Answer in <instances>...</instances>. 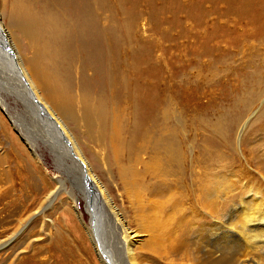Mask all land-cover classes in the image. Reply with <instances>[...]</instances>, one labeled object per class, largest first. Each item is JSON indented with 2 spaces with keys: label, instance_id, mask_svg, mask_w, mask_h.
Listing matches in <instances>:
<instances>
[{
  "label": "bare ground",
  "instance_id": "bare-ground-1",
  "mask_svg": "<svg viewBox=\"0 0 264 264\" xmlns=\"http://www.w3.org/2000/svg\"><path fill=\"white\" fill-rule=\"evenodd\" d=\"M69 1L55 5L49 0H38L35 4L33 0H0V88L14 96L25 115L24 120L29 125H25V144L39 162L44 155L37 152L45 149L58 173L56 188L47 193L39 209L65 193L68 183L73 185L78 177L85 184L86 191L79 189L78 199L87 203L89 225H85L79 206L71 204L102 264H152V261H157L153 264H264V191L259 190L257 194L251 189L253 198L248 201H235L236 193L226 200L222 195L234 192L242 178L235 177L233 169L211 170L217 164L232 165V150H237L234 132L243 133L250 118L255 116L257 105L264 103V61L253 59V66L242 69L232 64H205L207 68L212 65L209 70L213 71L208 73L213 77H242L245 84L241 90L246 93L247 106H243V96H234L231 109L223 112L221 106L217 108L220 116L217 124H201L212 139L206 149L208 164L204 165L203 175L193 178L188 161L187 121L174 110L172 92L177 91V83L174 75L168 74L171 70L166 69L167 72L159 76L155 94L148 88L149 84L144 85L143 106L137 121L138 141L131 139L127 147L118 132L117 122L113 123L117 112L123 110L121 104L128 99L124 93L127 90L124 61L119 64L121 58L109 54V43L105 52L102 51V71L95 47L88 59L94 72L93 81L104 83L99 82L101 87L104 85L102 91L94 93L93 87L89 91L82 88L83 92L76 94L64 41L72 34L80 41L85 37L94 40L95 30H65L62 16L70 9ZM23 52L31 57L27 58ZM119 95L124 101L116 103ZM6 103V99L0 98L4 110ZM111 114H114L112 120ZM261 115L264 116V111ZM203 117L202 114L200 118ZM31 118L38 126L31 125ZM10 119L13 120V116ZM69 123L80 128L94 144L89 145L86 153L79 147L76 135L71 133ZM110 128V133L106 134ZM37 133L44 137H36ZM261 148L264 164V144ZM226 149L233 154H227ZM103 177L109 181L103 183ZM115 179L122 186L123 194H120L129 200L135 226L127 210L116 204L112 195L113 188H118L114 187ZM194 179H201L195 190L191 188ZM194 198L199 203H194ZM91 201L100 206L98 217L91 211ZM194 207L199 213H191ZM227 209L229 215L225 216ZM28 220L22 219L20 224L25 226ZM16 237L0 243V249Z\"/></svg>",
  "mask_w": 264,
  "mask_h": 264
},
{
  "label": "rangeland",
  "instance_id": "rangeland-1",
  "mask_svg": "<svg viewBox=\"0 0 264 264\" xmlns=\"http://www.w3.org/2000/svg\"><path fill=\"white\" fill-rule=\"evenodd\" d=\"M60 1L68 0H49L55 5ZM37 2L33 0L34 4ZM68 5L69 11L66 10L62 16L65 30H95L94 40L85 37L80 41L72 34L67 42L64 41L63 49L69 58V74L71 82L75 83L72 84L76 94H81L83 89L89 91L91 87L94 93L102 91L104 85L101 87V84L104 83L93 81L94 72L88 59L95 47L96 60L101 64L99 70L102 71V51L105 52L109 43V54L111 52L114 57L121 58L119 64L124 61L123 77L126 76L127 84L124 93L128 99L124 101V97L118 96L116 103L124 101L120 103L123 110L117 112L113 123H118H115L119 127L116 128L127 147L131 139L138 141L140 127L137 121L143 106L141 94L145 91L144 85L149 84L148 88L155 94L154 86L159 76L162 77L166 69L171 70L168 74L172 73L177 83V91L172 92L174 110L181 114L182 120L187 121L183 122L187 124L191 172L193 178L203 175L204 165L208 164L206 149L212 137L202 125L205 122L211 126L217 124L220 117L217 108L221 106L223 112L226 108L231 109L234 96H243V106H247L242 77H213L209 74L213 71L209 70L212 65L207 68L205 64H232L242 69L253 66V59L256 62L264 61V0H70ZM221 47L226 49L221 50ZM23 54L31 57V54ZM220 54L222 60L219 59ZM8 93L0 88V98L8 102L5 110L0 106V243L17 237L0 249V264H102L86 227L72 206L73 202L79 206L85 225H89L91 219L87 214V203L78 199L79 189L86 191L80 178L77 177L73 185L68 183L66 192L58 195L51 204L44 205L42 210L45 209V213L41 214L39 206L44 203L47 193L56 188L58 173L45 149L37 152L44 155L39 162L25 144L26 126L29 125L14 96ZM6 109L9 111L6 112ZM263 111L264 103L258 104L255 110L257 114L250 118L245 131L240 132L241 135L238 130L234 132L237 150H232L234 154L227 149L225 151L234 155L231 157L234 159H231L232 165L212 166L211 170L215 172L233 169L235 177L242 178L234 192L222 195L226 200L232 199V194L236 193L235 201H248L253 198V191H264V164L260 157L262 152H259L264 144ZM202 114L205 116L203 119L200 118ZM12 116L19 125L15 126L16 121L10 119ZM112 119L114 114H111ZM31 121V125L38 126L32 118ZM68 125L85 153L89 145L94 146L80 128H74L72 123ZM110 131L111 128L106 130V134ZM36 137L44 135L37 133ZM107 153L109 156V151ZM107 181L109 179L103 177V183ZM113 183L114 187H118L112 190L116 204L127 210L132 226H135V215L128 198L122 195L120 182L115 179ZM200 184L201 179H194L191 188L195 190ZM70 192L74 199L70 198ZM194 203L199 201L194 198ZM89 204L94 216L98 217L100 206L93 201ZM185 204L189 207L188 201ZM37 210L38 213L34 215ZM190 211L199 213L195 207ZM224 215H229V209ZM100 216L103 218V213ZM27 218L29 220L25 226L20 224V220Z\"/></svg>",
  "mask_w": 264,
  "mask_h": 264
}]
</instances>
